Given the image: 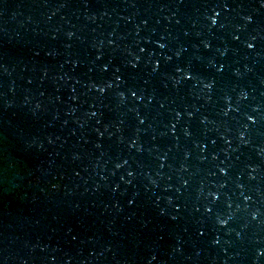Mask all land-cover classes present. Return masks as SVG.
I'll list each match as a JSON object with an SVG mask.
<instances>
[{"label":"water","instance_id":"obj_1","mask_svg":"<svg viewBox=\"0 0 264 264\" xmlns=\"http://www.w3.org/2000/svg\"><path fill=\"white\" fill-rule=\"evenodd\" d=\"M1 154L0 264H264V2L0 0Z\"/></svg>","mask_w":264,"mask_h":264},{"label":"flooded vegetation","instance_id":"obj_2","mask_svg":"<svg viewBox=\"0 0 264 264\" xmlns=\"http://www.w3.org/2000/svg\"><path fill=\"white\" fill-rule=\"evenodd\" d=\"M2 156V154L0 155V157ZM11 167L13 169V174H17V173H23L25 168L24 166L19 162V161H14L11 164ZM14 181H17L16 179H14ZM11 193L14 194L17 197H21L22 194L24 193V189L18 185L17 183H15L12 187H11ZM2 203V199H1V195H0V204Z\"/></svg>","mask_w":264,"mask_h":264},{"label":"snow or ice","instance_id":"obj_3","mask_svg":"<svg viewBox=\"0 0 264 264\" xmlns=\"http://www.w3.org/2000/svg\"><path fill=\"white\" fill-rule=\"evenodd\" d=\"M262 2H264V0H262ZM211 22H212V24H215L217 22L215 15L211 18ZM247 46H248V48H252L253 47V45L251 43H249ZM160 47H164V45L161 44ZM205 47H208V45H205ZM186 78H190V77H186ZM100 91H104V89L101 88Z\"/></svg>","mask_w":264,"mask_h":264},{"label":"clouds","instance_id":"obj_4","mask_svg":"<svg viewBox=\"0 0 264 264\" xmlns=\"http://www.w3.org/2000/svg\"><path fill=\"white\" fill-rule=\"evenodd\" d=\"M222 222H223V221H222ZM222 222H221V223H222Z\"/></svg>","mask_w":264,"mask_h":264}]
</instances>
